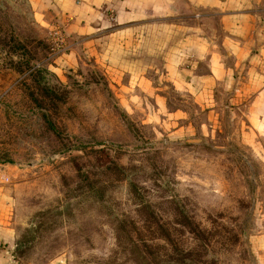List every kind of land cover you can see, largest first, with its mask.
<instances>
[{"label": "rangeland", "instance_id": "rangeland-1", "mask_svg": "<svg viewBox=\"0 0 264 264\" xmlns=\"http://www.w3.org/2000/svg\"><path fill=\"white\" fill-rule=\"evenodd\" d=\"M38 10L0 0V173L15 264H264V161L229 112L201 130L193 100L156 75L160 112L69 36V16L44 23ZM74 49L75 65L50 68ZM179 108L186 134L166 121Z\"/></svg>", "mask_w": 264, "mask_h": 264}, {"label": "crops", "instance_id": "crops-1", "mask_svg": "<svg viewBox=\"0 0 264 264\" xmlns=\"http://www.w3.org/2000/svg\"><path fill=\"white\" fill-rule=\"evenodd\" d=\"M30 1L44 23L54 15L69 16V36L86 38L84 49L94 54L98 49L100 64L114 77L127 73L131 89L144 90L160 112L165 96L148 78L156 75L193 100L205 117L201 130L220 127L222 107L243 143L264 161V0ZM159 33L166 38L160 41ZM76 63L74 49L50 68L59 73ZM164 113L173 132H188L185 110ZM7 181L0 173V264H15Z\"/></svg>", "mask_w": 264, "mask_h": 264}, {"label": "built area", "instance_id": "built-area-1", "mask_svg": "<svg viewBox=\"0 0 264 264\" xmlns=\"http://www.w3.org/2000/svg\"><path fill=\"white\" fill-rule=\"evenodd\" d=\"M4 178H6V176L4 175Z\"/></svg>", "mask_w": 264, "mask_h": 264}, {"label": "trees", "instance_id": "trees-1", "mask_svg": "<svg viewBox=\"0 0 264 264\" xmlns=\"http://www.w3.org/2000/svg\"><path fill=\"white\" fill-rule=\"evenodd\" d=\"M15 256V255H14Z\"/></svg>", "mask_w": 264, "mask_h": 264}]
</instances>
